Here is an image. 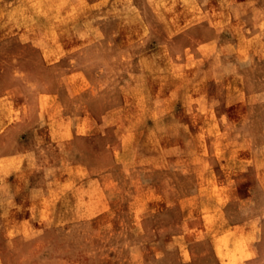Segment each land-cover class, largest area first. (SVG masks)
<instances>
[{"label": "rangeland", "instance_id": "374dc122", "mask_svg": "<svg viewBox=\"0 0 264 264\" xmlns=\"http://www.w3.org/2000/svg\"><path fill=\"white\" fill-rule=\"evenodd\" d=\"M235 3H241L238 12L232 10ZM263 4L264 0H0L2 41L16 33L38 34L47 24L52 25L49 31L67 40L80 33L81 42L88 36L94 39L78 49L68 41L60 60L46 68L36 59L21 64L10 59L0 66L1 127L8 129L10 121L19 119L31 121L40 111L46 117L44 133L37 137V150L42 151L32 180L51 182L68 175L61 162L72 158L70 150H78V158L90 170H71L75 185L55 188L49 183L54 199L93 196L98 209L105 211L91 225L88 220L62 218L61 224L32 233L26 250L17 248L18 264H136L138 254L132 258L128 247L136 237L132 232L137 220L131 214L143 206L140 212L148 213L149 220L152 207L163 210L165 203L155 195L171 201L174 216L181 211L187 220L213 210L216 200L222 203L233 193L231 177L239 167H221L220 160L225 163L228 150H250L252 143L263 141L255 132L260 127L256 116L264 114V103L256 106V100H263L264 93H249L264 88V59L253 64L252 70L261 74L249 75L244 61L239 67L244 74L234 75L232 46L235 36L251 33L247 15ZM263 14L264 9L259 16ZM94 23L96 30L90 29ZM256 33L264 34V24ZM217 35L226 42L220 52L232 63L226 68L230 73L217 74V47L201 44ZM76 54L81 63L73 66ZM139 54L144 56L142 75L133 73L141 66ZM75 67L82 74L69 73ZM205 68L209 73H200ZM21 69L27 73H18ZM40 93L42 106L37 105ZM240 101L247 111L234 110ZM152 150L161 151L156 167L147 154ZM202 150L225 153L217 157ZM186 196L190 197L180 200ZM137 197L144 203H134ZM19 205L0 203L1 238L8 236L14 211L24 209ZM89 205L52 202L48 210H83ZM186 241L187 236L177 240L170 257L175 262L182 259ZM1 253L8 263V249ZM144 258H150L147 249Z\"/></svg>", "mask_w": 264, "mask_h": 264}, {"label": "crops", "instance_id": "0c3cea01", "mask_svg": "<svg viewBox=\"0 0 264 264\" xmlns=\"http://www.w3.org/2000/svg\"><path fill=\"white\" fill-rule=\"evenodd\" d=\"M90 4H93V2ZM240 7L241 3H235L232 10L238 12L237 10H240ZM260 7L251 8L250 13L247 15L249 16L248 29L251 33L241 37L235 36L236 39L233 41L234 54L231 73L234 75L244 74V71L239 70L241 63L244 61H247L246 67H249V70L247 69L249 75L257 76L262 73L260 70H252L254 68L253 64L257 63V59H264V34L256 33L257 26L264 24V14L259 16L260 11L264 9V4ZM50 26L52 25L47 24L46 30H41L38 34H31V32L16 33L11 35L12 38L8 40H0V61L2 59L6 61L4 64L0 62V66H7L10 59H13L12 61L15 64H19V62L20 64L27 63L30 62V59L32 61L36 59L41 68H46L60 60L64 51L68 48V41L75 43L73 49H78L81 45L84 46L94 40L91 36H88L89 39L81 42V33L79 36L74 35L71 40H67L66 36L53 34L49 31ZM77 26L80 27V24H77ZM90 29L96 30L97 25L95 23L91 24ZM225 43L219 35L214 39L201 43L202 46L206 44L207 47H217V74L230 73L226 68L232 63L226 61L225 56L220 52L225 47ZM72 59L73 66L81 61L78 54ZM137 60L141 66L133 73L142 75L145 73L143 54L137 55ZM75 68L74 71L69 73L82 74L79 67ZM208 71L209 68H205L201 69L200 73H209ZM18 73L27 72L21 69ZM261 93H264V88L256 89L249 95ZM43 94L38 95V106H42ZM256 101H260L256 106L264 103V99ZM243 107L246 110L245 102L241 104L240 101L234 104V110H237V108L242 110ZM256 118L260 127L257 128L255 133L258 139L263 141L257 142L255 145L252 143L250 150H228L230 155L225 163L220 160L221 167H239V171H236L234 176L231 177L234 183L233 193L227 195L222 203L216 200L213 210L211 209V211L186 220L184 218L185 213L180 210L179 215L174 216L175 211L173 212V208L175 207L170 206L171 201L162 198L158 194L154 196V199L165 203V208L159 211V208L152 207L151 219L148 220L150 216L148 213L140 212L144 208L143 206L135 210V215L131 214V218H136L137 226L134 227L135 231L132 232V235L136 236L135 241L128 247L131 248L129 251L132 258L133 253L138 254L136 264H264V150L261 149L264 148V114L257 115ZM158 120L160 121V118ZM45 123L46 117L40 111L36 118L31 119V121L26 120V118L25 121L20 119L14 123L10 121L8 129L5 128L7 132H4L6 130L0 125V203L9 201L24 206L23 210L14 211L15 216L8 226V236L0 237L2 242H0V264H18L16 262L17 248L22 249L24 247L26 250L31 242L30 235L32 233H42L41 231L47 228L50 229V225L61 224L62 218L67 219L65 222L69 219H73V221L88 220L91 225L96 223L97 218L105 212L98 209L96 205L98 199L93 196H85L81 199L77 195H70L69 198L59 196V198L54 199L55 196L52 194L54 189L49 186V183H51V186L55 184V188L67 184L71 186V183L75 185V177L73 176L75 174L71 175L70 171L83 170L89 172L90 170L89 164L78 158V150H70L68 156L72 158L70 160L68 158L64 159L61 162V168H68V175L62 174L61 177L53 179L51 182L32 180L31 171L38 170L37 156L42 151L37 150L41 146V142L37 141V137L43 135ZM202 151L206 155L211 154L218 157L225 150ZM216 151H219V153ZM147 154L152 156L153 165L156 167V163L161 157V151L152 150ZM34 166L35 168H31ZM217 171L219 173V167H217ZM189 197H182L180 200ZM66 201L84 202L90 205L83 210L78 209L76 206H72L71 209H57L58 207H56L53 210H48L50 203H64ZM133 202L137 204L144 203L143 200H138V197ZM192 219L193 221H191ZM150 221L152 223H149ZM195 233L196 236L190 237ZM184 236H187V241L185 250L182 252V259L180 258L179 262H175L170 257L175 252L177 240L179 238L183 239ZM3 248H7L9 251L8 263H4V259L1 258L3 256L1 249ZM146 249L149 251L150 256L147 260L144 258ZM72 262L77 263L79 260H73ZM25 264H28V262L26 261Z\"/></svg>", "mask_w": 264, "mask_h": 264}]
</instances>
